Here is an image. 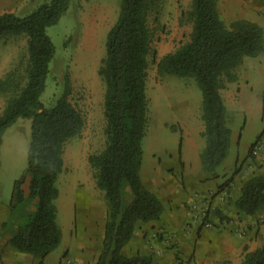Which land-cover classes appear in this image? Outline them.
I'll return each instance as SVG.
<instances>
[{
    "label": "trees",
    "instance_id": "1",
    "mask_svg": "<svg viewBox=\"0 0 264 264\" xmlns=\"http://www.w3.org/2000/svg\"><path fill=\"white\" fill-rule=\"evenodd\" d=\"M70 3L71 0H46L25 16L14 12L0 15V41L24 35L28 42L25 69L16 66L0 78V93L7 99L0 115V145L6 130L18 118L32 120L27 168L14 182L9 217L0 226V261L6 246L44 259L62 242L57 179L64 168V145L81 134L85 119L69 100L67 89L50 107H45L40 98L56 52L47 28L59 22ZM157 7V0H122L99 66L105 84L106 144L103 150L90 155L89 162L96 184L104 192L108 215L97 264L155 263L151 255L130 256L123 250L140 222L158 221L164 212L162 200L141 176L142 141L149 111L148 57L154 37L149 15ZM187 20L192 24L190 39L164 55L157 66L160 74L197 80L203 95L206 138L201 160L215 178L216 168L227 156L232 134L220 90L237 79L236 69L245 57L260 52L263 30L245 19L227 25L217 9V0H193ZM239 172L238 167L221 187L231 188ZM235 207L247 215L264 207V172L254 173L242 182ZM240 264H264V243L246 252Z\"/></svg>",
    "mask_w": 264,
    "mask_h": 264
},
{
    "label": "rangeland",
    "instance_id": "2",
    "mask_svg": "<svg viewBox=\"0 0 264 264\" xmlns=\"http://www.w3.org/2000/svg\"><path fill=\"white\" fill-rule=\"evenodd\" d=\"M45 1L0 0V15L14 12L25 16ZM192 1L157 0L159 8L149 15L154 37L148 57L149 111L141 169L147 187L151 184L149 176L154 177L160 170L164 180L172 170L179 180L184 178L186 170H191L189 174L197 180L203 172L194 146L195 143L201 153L206 147L202 91L194 77L160 74L157 66L164 55L190 39L192 24L187 20V13ZM121 4L122 0H71L59 22L47 28L56 52L40 99L45 107H50L67 89L69 100L85 119V126L80 135L65 143L64 168L57 179L56 206L62 242L44 259L9 246L2 251L8 264H97L103 248L108 205L104 192L96 184L89 157L103 150L106 144L105 84L99 75V66L106 55L108 33L118 20ZM243 7V0H217V9L227 25L241 19ZM27 59L26 36L2 39L0 78L16 66L24 70ZM88 64L93 74L84 78L80 69ZM236 74L237 79L220 90L226 124L232 134L227 156L216 168L217 177H205L209 182L223 183L236 168L255 159L252 153L249 158V151L264 131V50L256 56L245 57ZM6 101V96L0 93V115ZM31 124V118H18L6 130L0 145V226L9 217L14 182L27 168ZM131 241L123 250L130 256L138 248ZM146 255L153 257V254Z\"/></svg>",
    "mask_w": 264,
    "mask_h": 264
},
{
    "label": "crops",
    "instance_id": "3",
    "mask_svg": "<svg viewBox=\"0 0 264 264\" xmlns=\"http://www.w3.org/2000/svg\"><path fill=\"white\" fill-rule=\"evenodd\" d=\"M243 2L240 18L262 28L264 50V2ZM194 146L203 171L199 180L189 174L191 170H186L181 180L174 170L165 180L160 177L161 170L149 176L148 188L162 200L164 212L159 221L137 225L131 241L138 244L134 254H153L154 264H240L246 252L264 243V207L253 215L235 207L242 182L254 173L264 172V148L259 156L241 166L232 187L223 189L222 183L209 182L214 177L204 168L201 152L195 143ZM7 248L10 247L4 250ZM0 264H8L4 252Z\"/></svg>",
    "mask_w": 264,
    "mask_h": 264
},
{
    "label": "built area",
    "instance_id": "4",
    "mask_svg": "<svg viewBox=\"0 0 264 264\" xmlns=\"http://www.w3.org/2000/svg\"><path fill=\"white\" fill-rule=\"evenodd\" d=\"M263 1L264 0H260ZM264 148V134L257 140L256 144L252 148V154L255 155L256 157L259 156L260 152ZM206 226H209V222H206Z\"/></svg>",
    "mask_w": 264,
    "mask_h": 264
},
{
    "label": "bare ground",
    "instance_id": "5",
    "mask_svg": "<svg viewBox=\"0 0 264 264\" xmlns=\"http://www.w3.org/2000/svg\"><path fill=\"white\" fill-rule=\"evenodd\" d=\"M91 68H92L91 65L88 64L87 67H83L82 70L80 69L81 76L84 77V78H87L88 76H91L93 74V72H91Z\"/></svg>",
    "mask_w": 264,
    "mask_h": 264
}]
</instances>
